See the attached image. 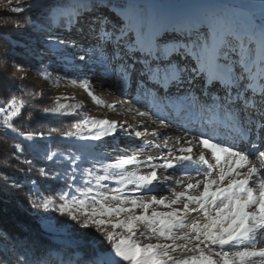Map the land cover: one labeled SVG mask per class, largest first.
Segmentation results:
<instances>
[{
	"label": "snow or ice",
	"instance_id": "snow-or-ice-1",
	"mask_svg": "<svg viewBox=\"0 0 264 264\" xmlns=\"http://www.w3.org/2000/svg\"><path fill=\"white\" fill-rule=\"evenodd\" d=\"M13 3L0 29L26 38L0 45V74L19 93L10 86L0 101L16 174H0V193L22 202L29 222L0 227V264H264V0H76L71 11L7 0L5 11ZM18 48L45 79L83 73L80 86L96 105L118 107L94 92L101 71L140 105L142 119L82 115L83 104L67 96L37 108L46 92L26 89ZM34 111L74 123L63 131L17 126L31 125ZM150 116L165 130L195 124L170 145L164 131L149 130ZM121 138L141 144L128 154L115 147ZM57 140L66 147L54 149ZM109 141L123 154L106 163ZM145 149L158 155L141 160ZM161 188L168 194L158 196Z\"/></svg>",
	"mask_w": 264,
	"mask_h": 264
},
{
	"label": "rangeland",
	"instance_id": "rangeland-1",
	"mask_svg": "<svg viewBox=\"0 0 264 264\" xmlns=\"http://www.w3.org/2000/svg\"><path fill=\"white\" fill-rule=\"evenodd\" d=\"M66 2L67 3H60V4L64 5L69 11H71L73 5L76 3V0H70ZM212 2L222 3L224 2V0H212ZM6 5H7V0H0V20L6 18L9 15H13L11 13V8L15 7L16 4L13 3L12 5L7 6V11H5ZM7 29L11 30L7 32L8 37L11 35L10 33H12V31H15L21 36L20 38L22 39L26 38L25 33L19 30L12 29L10 25ZM45 54L50 55L49 53H45ZM16 55L24 56L26 58V64H22L24 67V70L28 72L27 81L25 82L26 89L31 90V91H40V89L43 88L45 90L46 94L38 98L42 100V104H45V107L49 106L56 96H67L69 97L68 102L83 104V108L81 109L82 115H86L89 117H97V118L115 119V120H119L123 117L125 118L124 120H128L129 122L134 123V124H138L139 121L142 119L141 117L136 115V110L140 108V105L132 101L128 95H121L120 92L112 88L108 82L104 81L103 73L101 71L95 72V76L93 79L94 92L97 96H99L107 104L115 103L119 105L118 107L111 108V107H105L104 105H96L95 102L92 101V99L87 95L85 90L80 86L79 78L82 77L83 73H77V72L68 70L67 71L68 78H65V71L57 70L53 72L54 79L47 80L38 71L39 63L36 62L33 58L28 57L24 53L23 49L16 50ZM11 71L14 72L18 76L21 75V73L18 72L16 69H11ZM74 77L77 78L76 84H73L71 82V79ZM57 80L59 81L58 85L56 83ZM101 84H103V86H101ZM14 93H15V90H14ZM18 94L19 93H17V95ZM140 100L142 103H151L150 98L140 97ZM140 110H147V109H140ZM68 119L70 121V126H71L72 123H74V121L71 120L70 118ZM144 119L149 121L147 126L150 131L152 129H158L160 131H164L167 136H170L171 137V140L169 141L170 145L178 137H182L185 139L188 138L185 134L184 127L180 125L181 121L186 122V119L181 120L178 124L170 125L167 130L161 127L158 120L154 124L151 123V121L155 119V116H150ZM186 126H190V123H187ZM25 128L32 130L31 125H27L25 126ZM140 130H143V129L141 128ZM148 139H152V137H148ZM157 143H162V141L158 140ZM140 144H141V141H129L126 138H121L119 141H117L115 147H118L119 149L124 150V152L128 154H131L134 151L132 146L135 145L136 147H139ZM112 147L113 145L111 141H109L107 151H109L111 155L106 160V163H111L112 160H114L115 158H118L120 155L123 154L121 152H113ZM195 152L196 150L194 148V153ZM146 154L158 155V153L152 149H145L144 152L139 153L140 159L143 160ZM129 167L131 168V166ZM139 171L144 172V171H147V169L143 165H141L139 168ZM166 174L172 175L174 178H180L181 176L180 172L178 171L177 172L169 171ZM45 183H49V182H45ZM109 187H115V185L113 183H109ZM171 187L176 188L177 191L181 190L176 185H171ZM156 194L158 196L167 195L168 189L161 188V190L157 192ZM157 210L163 211L166 209H163L162 207H160ZM152 242L155 243L156 241H152ZM258 247H264V243L258 244Z\"/></svg>",
	"mask_w": 264,
	"mask_h": 264
},
{
	"label": "trees",
	"instance_id": "trees-1",
	"mask_svg": "<svg viewBox=\"0 0 264 264\" xmlns=\"http://www.w3.org/2000/svg\"><path fill=\"white\" fill-rule=\"evenodd\" d=\"M41 0V5L46 6L47 4L54 3H67L66 1L70 0ZM40 11V8H34L31 12L25 13V16H35L36 13ZM11 30L0 29V45H5L8 42V39H22L21 36L12 31L11 35L5 38L4 34ZM19 49V48H18ZM17 49V50H18ZM17 62L21 64H26V58L24 56L16 55ZM11 86L13 93L15 90V85L11 84V82L7 81L2 74H0V101H6L8 96V89ZM17 94V93H14ZM37 108L45 107V104H42L41 99H36L33 101ZM17 126L25 128L27 126L24 121L17 120ZM37 125H43L45 130L49 127H55L60 129L61 131L66 130L70 126V121L68 118H59V117H41L38 112H33V121L31 124L32 130H36ZM67 126V127H66ZM5 140H8L9 143L12 142L11 137H4L0 135V174H7L9 176H15V172L13 170L12 164L14 161H8L6 158V154H10L12 149L8 148L4 143ZM66 147V144L62 141H54L53 148L63 149ZM43 166V165H40ZM53 185V187H58L55 182H49ZM25 192L28 191L26 188ZM15 196H21V193H15ZM22 202H18L15 199L9 198L7 196H3L0 193V227H8L13 228L19 222H29L28 216L24 212V208L21 206ZM26 206V202H23Z\"/></svg>",
	"mask_w": 264,
	"mask_h": 264
},
{
	"label": "bare ground",
	"instance_id": "bare-ground-1",
	"mask_svg": "<svg viewBox=\"0 0 264 264\" xmlns=\"http://www.w3.org/2000/svg\"><path fill=\"white\" fill-rule=\"evenodd\" d=\"M124 119H125V118H123V117H122V118H121V119H119V120H121V121H122V120H124Z\"/></svg>",
	"mask_w": 264,
	"mask_h": 264
}]
</instances>
